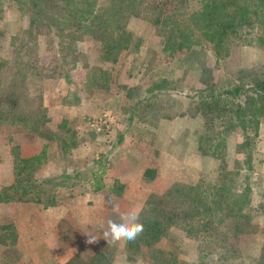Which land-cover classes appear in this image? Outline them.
I'll use <instances>...</instances> for the list:
<instances>
[{
    "label": "rangeland",
    "instance_id": "1",
    "mask_svg": "<svg viewBox=\"0 0 264 264\" xmlns=\"http://www.w3.org/2000/svg\"><path fill=\"white\" fill-rule=\"evenodd\" d=\"M196 2L191 0L192 5ZM141 21L148 26L138 30L143 37H138L137 30L127 24L125 51L117 57L115 65L101 61L100 44L84 36L82 41L75 43L74 53L59 61L63 66L60 69L51 61L58 56L57 38L50 40L55 48L53 51L42 33L35 36L37 38H30L28 14L21 11L13 0H0V64H9L0 67V97L4 98L10 91L12 73L9 69L16 59V52L23 49V43H28V59L35 70L27 75L28 91L23 95L25 101L19 102L18 112L27 113L31 106H43L46 117L51 120L49 127L52 131V141L47 142L35 132H12L18 126L0 124V197H10L2 204L21 202L11 201V198L18 197L15 193L19 188L26 189L33 183L37 186L36 191L22 199L39 200L45 206L67 205L71 198L86 194L91 206V169L98 160L93 153L111 142L115 146L121 143L122 133L133 121L147 119L139 118V115L147 116V121L152 123L163 116L193 115L199 111L200 91L212 88L211 91L218 95L238 84L251 87L248 78L238 81L240 72H249L253 77L261 76L263 72L264 50L258 44L237 47L232 57L233 53L229 57L217 58L212 51L200 46L179 57H169V52L164 50L165 40L157 35L149 22ZM32 43L36 45L35 49ZM103 76L107 77L106 81ZM133 76L142 87L150 85L152 94L149 91L146 94L134 92L130 87ZM96 80L107 84V90L99 91L94 87ZM197 83H201L202 88L194 89ZM120 93L124 94L123 104L110 105L107 102ZM147 99L151 103H145ZM221 100L228 112L211 113L204 120L199 119L201 123H195L190 133L178 136L171 149L184 159L188 156L191 161L197 159V182L215 183L223 168L227 172L237 171L235 188L249 193L250 228L247 234L235 240L237 242L218 248V242L211 245L212 238L188 237L180 228L172 227L157 244L167 264H254L262 245L264 117L258 119L257 127L244 131L234 119L236 101L226 95ZM228 122L235 126L226 128ZM208 138L212 140L206 141ZM44 145L47 150L40 160L43 162L41 166L16 176L17 169L23 165L20 160L37 157ZM200 155H205L202 161ZM169 171L165 170L166 176ZM183 173L187 174V171ZM144 180H149L141 186L144 195L139 191L131 197L132 200L126 201L135 203L137 207L133 208L138 213L147 209L149 195L163 193L174 184L162 179L155 168L146 171ZM113 191L106 188L102 193L110 197ZM11 224L8 215L0 214V241L10 247L2 251V257L12 261L18 258V254L12 248L14 232ZM76 236L78 241L74 244L81 251L75 259L91 262L92 256L98 264H109L110 259L117 257L115 247L104 238L88 244V238L82 233ZM127 254L138 264H150L143 254L129 250Z\"/></svg>",
    "mask_w": 264,
    "mask_h": 264
},
{
    "label": "trees",
    "instance_id": "2",
    "mask_svg": "<svg viewBox=\"0 0 264 264\" xmlns=\"http://www.w3.org/2000/svg\"><path fill=\"white\" fill-rule=\"evenodd\" d=\"M13 1L29 16L27 33L30 38L42 33L49 40L47 46L50 51L55 49L50 40L57 38L58 56L51 61L60 69L63 66L59 61L73 54L75 43L82 41L84 36L100 44L101 61L115 65L117 57L125 51L126 27L131 18L145 20L154 27L157 35L165 40L164 50L169 52V57L184 55L195 46L205 47L217 58L223 55L229 57L233 53L232 57L237 47L243 45L258 44L264 50V0H197L196 5H192L191 0ZM32 44L35 49L36 45ZM22 46L24 50L16 52V59L9 69L12 73L10 91L4 98L0 97V124L18 126L12 132H35L49 142L52 141L51 120L46 117L43 106L30 104L31 111L18 112L19 102L25 101L23 95L28 91L27 75L35 70L28 59L30 54L27 47L30 46L28 43ZM8 65L3 63L0 67ZM256 76L246 71L240 72L238 81L248 78L251 87L238 84L218 95L211 91L212 88L200 91L198 113L205 117L211 113L228 112L224 110L221 100L226 95L236 101L233 115L240 127L244 131L257 127L258 119L264 117V68L261 76ZM103 78L107 80V77ZM94 87L99 91L108 88L107 84L98 80ZM205 93L209 94L202 97ZM149 94L152 92L149 91ZM147 100L144 102L151 103ZM141 117L148 119L139 115ZM169 118L171 116H163L158 120ZM233 126L228 122L226 128ZM209 140L212 139H206ZM46 150L47 145H44L37 157L20 160L23 165L17 169L16 176L41 166L43 162L40 163V160L46 155ZM238 175L237 171L227 172L223 168L215 183L202 180L193 185L174 183L163 193L149 195L146 199L147 209L139 213L143 231L135 240H127L126 249L145 255L150 264H167L157 244L172 227L180 228L188 237L198 235L194 238H212L211 245L218 242V248L237 242L239 236L248 233L252 220L248 191H237L235 188ZM98 177L93 185L95 191L101 189ZM113 186L120 189L116 182ZM36 189L33 183L26 189L19 188L15 193L18 197L11 198V201L42 203L22 199ZM9 198L0 197V203L9 201ZM260 234L263 236L262 245L254 264H264V230Z\"/></svg>",
    "mask_w": 264,
    "mask_h": 264
},
{
    "label": "crops",
    "instance_id": "3",
    "mask_svg": "<svg viewBox=\"0 0 264 264\" xmlns=\"http://www.w3.org/2000/svg\"><path fill=\"white\" fill-rule=\"evenodd\" d=\"M128 26L137 30L135 34L138 37H143L138 30L148 28L144 21L133 18L129 20ZM130 85L134 92L137 90L143 94L150 89V85L142 87L134 76ZM200 88L201 83L194 87ZM123 101L124 94L120 93L107 102L120 106ZM206 117L197 112L193 115L185 113L171 119H160L156 123L147 119L133 121L122 133L121 143L115 146L111 142V145H104L93 153L98 160L95 168L91 169V206L86 194L71 198L67 205L57 203L45 206L32 201L0 203V214H6L11 219L14 232L12 248L18 254V258L12 261L3 258L2 251L10 247L0 241V264H98L92 256L91 262L83 258L75 259L81 251L74 244L78 241L76 235L82 233L87 238L92 236L100 241L104 238L103 232L107 229L109 219L118 220L119 213L136 209L133 208L137 207L135 203L128 204L126 201L132 200L131 197L136 192L142 193V184L149 181L144 180L148 169H157L161 178L167 181L188 185L197 183V159L193 158L191 161L189 156L184 159L171 146L178 136L193 131L195 123H201L200 120ZM197 150L199 152L198 148ZM188 152L190 154V150ZM200 157L202 161L205 155ZM1 163L0 161V166ZM165 170H170L168 176L165 175ZM184 170L187 174L183 173ZM96 176L101 180V189L98 191L93 189ZM114 182L120 189L113 186ZM106 188L114 190L110 197L102 193ZM144 193L143 191V195ZM126 244V238L111 242L117 250V257L110 259L109 264H138L129 258Z\"/></svg>",
    "mask_w": 264,
    "mask_h": 264
},
{
    "label": "clouds",
    "instance_id": "4",
    "mask_svg": "<svg viewBox=\"0 0 264 264\" xmlns=\"http://www.w3.org/2000/svg\"><path fill=\"white\" fill-rule=\"evenodd\" d=\"M118 207V206H114ZM119 219H109L107 229L103 232L104 239L110 243L126 238L129 241L135 240L143 231L144 225L140 222L139 213L135 209H129L118 214ZM88 236V235H87ZM97 239L88 236L87 243H95Z\"/></svg>",
    "mask_w": 264,
    "mask_h": 264
}]
</instances>
